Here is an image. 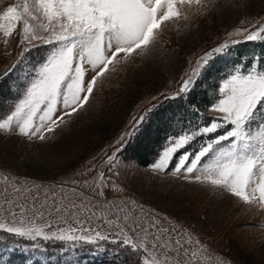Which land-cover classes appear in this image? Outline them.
I'll return each mask as SVG.
<instances>
[{
	"label": "rangeland",
	"instance_id": "rangeland-1",
	"mask_svg": "<svg viewBox=\"0 0 264 264\" xmlns=\"http://www.w3.org/2000/svg\"><path fill=\"white\" fill-rule=\"evenodd\" d=\"M33 2L29 0L30 4ZM204 2L208 6L201 12L193 7L186 12L188 19L167 24L158 50L150 59L137 57L119 65L117 72L98 84L91 104L48 134L46 141H30L15 133L0 132V218H11L7 210L19 214L16 203L28 207L34 204L37 209L43 205L45 218L54 229L68 226L63 219L69 223L78 219L110 240L134 231L137 242L150 224L159 223L168 232L161 237L164 244L157 245L154 252L161 260L165 254L170 257L165 264H264V209L245 204L218 186L197 182L191 175L185 179L183 172L172 171L183 150L173 158L167 173H157L149 167L158 150L145 166L126 152L124 158L131 157L129 167L121 164L112 171L105 169L106 154L115 151V141L131 127L133 117L163 100L161 93L175 94L186 78L184 74L205 52L226 40L241 41L232 49V56L216 61L211 75L200 81V89L207 88L210 99L219 76L236 63L238 56L255 50L259 57H264V50L255 48L257 42L262 46V41H246L244 35L237 34V30H254V26L264 22V0ZM22 3L23 0H0V11ZM47 50L38 47L24 53L16 75L22 76L21 69L36 63ZM21 53L16 40L6 46L0 33V77L21 59ZM9 83L0 86V96L8 94ZM171 110L166 117L173 113ZM4 111L7 105L0 108V115ZM202 111L211 115L207 106ZM171 117L174 134L188 126L180 112ZM143 140L140 139L137 150L146 154L151 145ZM201 143L193 142L189 151L198 150ZM89 169L95 170L89 173ZM102 170L118 186L105 188L103 196L99 189L93 190L95 184L88 187L77 183L82 179L98 181ZM73 188L78 189L75 194ZM72 202L79 207H68ZM55 207H62V211L49 216L48 212ZM156 235V229H151L147 237L150 250ZM189 240H199L201 244H189ZM18 243L27 247L32 242ZM41 243L43 250L38 249L35 254L19 249L9 252L0 245V264H136L137 259L122 246L108 242H102L99 251L85 246L75 252L62 251L67 247L62 242ZM185 249L187 259L183 255ZM193 251L197 252L195 258Z\"/></svg>",
	"mask_w": 264,
	"mask_h": 264
},
{
	"label": "snow or ice",
	"instance_id": "snow-or-ice-1",
	"mask_svg": "<svg viewBox=\"0 0 264 264\" xmlns=\"http://www.w3.org/2000/svg\"><path fill=\"white\" fill-rule=\"evenodd\" d=\"M207 6L204 0H34L31 4L23 0L22 4L4 8L0 11L3 43L7 46L16 40L22 53L21 59L0 77V86L10 81L8 94L0 96V108L7 105V111L0 115V132L46 141L48 134L91 104L98 84L117 72L119 65L137 57L150 59L157 52L168 23L188 19L186 12L193 7L199 13ZM237 34L244 35L246 41H264V22L254 26V30H237ZM239 43L240 40H226L205 52L184 74L186 78L175 94L161 93L163 100L159 101L153 97L157 102L139 117H133L131 127L115 141V151L106 154V171L121 164L130 166L131 157L124 158V154L139 147L141 136L168 101L184 100L188 110L202 120L199 108L190 98L200 81L211 75L214 63L232 56V49ZM38 47L48 50L36 63L21 69L22 76L16 75L23 54ZM207 107L211 113L207 120L190 122L180 133L167 136L149 167L154 172L167 173L173 158L183 150L172 171L183 172L185 179L191 175L197 182L218 186L241 202L264 209V57L253 56L223 70ZM197 140L202 141L199 149L189 151V145ZM81 182L88 187L95 184L93 190L99 189L101 196L110 185L113 189L118 187L104 170L98 181L82 179L77 183ZM77 191L72 189L74 194ZM14 207L19 214L7 210L11 218H0V233L6 234L0 235L3 250L35 254L36 250H43L41 242H62L67 246L62 251L75 252L85 246L99 251L102 242H108L127 249L137 258L136 264H165L170 259L165 254L161 260L154 252L157 245L164 244L161 237L168 232L159 223L150 224L139 242L131 230L120 239L110 240L78 219L69 223L61 217L68 226L54 229L45 218L43 205L37 209L34 204L28 207L16 203ZM68 207L79 206L72 202ZM61 211L62 207H55L48 215ZM153 228L159 235L153 237L150 250L147 237ZM20 240L32 243L22 247ZM188 243L201 244L199 240ZM183 255L187 259V249ZM191 255L195 258L197 252Z\"/></svg>",
	"mask_w": 264,
	"mask_h": 264
},
{
	"label": "trees",
	"instance_id": "trees-1",
	"mask_svg": "<svg viewBox=\"0 0 264 264\" xmlns=\"http://www.w3.org/2000/svg\"><path fill=\"white\" fill-rule=\"evenodd\" d=\"M257 42V46L255 48H259L261 50H264V41L261 42L262 46ZM253 56L259 57V53H255V50L248 53L247 55H241L238 56L235 62H241L248 61ZM214 87V85H213ZM209 88H212V85H210ZM207 88L200 89V83L199 86L196 88L195 93L190 98L191 101L199 108L201 117L203 118L200 120L198 117H196L192 112L188 110V106L185 103L184 100H178V101H168L163 109L159 110V117H153V120L151 122V127L145 130V134L141 136V140L144 141V144H149L151 147L146 152V154H143L142 151L139 152L137 148L134 152L129 151L128 153L130 156L137 160V162L140 165H147L151 162V159L153 155H155L156 151L159 150L160 146L164 143L165 138L169 135L174 134L173 127H172V117L176 114V112H180L181 116H183V119L186 120V123L189 126V123H196V122H204L205 119H207L208 115H206L202 110L204 107L208 106V103L210 101V97L207 95ZM173 108V113L169 114V117H166V114L168 111ZM150 137V138H149ZM200 140H198L199 144ZM139 145L141 146V143L139 142ZM197 147V146H196Z\"/></svg>",
	"mask_w": 264,
	"mask_h": 264
},
{
	"label": "bare ground",
	"instance_id": "bare-ground-1",
	"mask_svg": "<svg viewBox=\"0 0 264 264\" xmlns=\"http://www.w3.org/2000/svg\"><path fill=\"white\" fill-rule=\"evenodd\" d=\"M246 264H249L248 262H246Z\"/></svg>",
	"mask_w": 264,
	"mask_h": 264
}]
</instances>
